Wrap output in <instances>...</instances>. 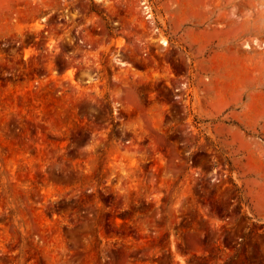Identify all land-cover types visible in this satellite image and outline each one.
I'll return each instance as SVG.
<instances>
[{
  "label": "rangeland",
  "instance_id": "obj_1",
  "mask_svg": "<svg viewBox=\"0 0 264 264\" xmlns=\"http://www.w3.org/2000/svg\"><path fill=\"white\" fill-rule=\"evenodd\" d=\"M0 264H264V0H0Z\"/></svg>",
  "mask_w": 264,
  "mask_h": 264
},
{
  "label": "bare ground",
  "instance_id": "obj_2",
  "mask_svg": "<svg viewBox=\"0 0 264 264\" xmlns=\"http://www.w3.org/2000/svg\"><path fill=\"white\" fill-rule=\"evenodd\" d=\"M262 74V73H261ZM260 76V75H259ZM261 80H262V77L260 76Z\"/></svg>",
  "mask_w": 264,
  "mask_h": 264
}]
</instances>
